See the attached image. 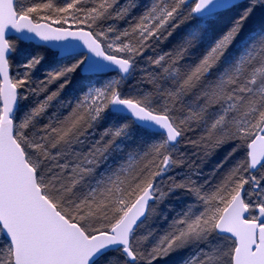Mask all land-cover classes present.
Segmentation results:
<instances>
[{
  "label": "snow or ice",
  "instance_id": "snow-or-ice-1",
  "mask_svg": "<svg viewBox=\"0 0 264 264\" xmlns=\"http://www.w3.org/2000/svg\"><path fill=\"white\" fill-rule=\"evenodd\" d=\"M9 30L87 52L31 87L46 57L10 78ZM262 169L264 0H0V264H264Z\"/></svg>",
  "mask_w": 264,
  "mask_h": 264
},
{
  "label": "trees",
  "instance_id": "trees-1",
  "mask_svg": "<svg viewBox=\"0 0 264 264\" xmlns=\"http://www.w3.org/2000/svg\"><path fill=\"white\" fill-rule=\"evenodd\" d=\"M34 2H40V0H15V5L17 8L19 7H26L31 3ZM124 0H121V3H123ZM147 0H141V3H146ZM139 9L137 10V13H139ZM110 23H114L120 30H123V28L128 26V22L127 21H112ZM111 39H114V35L113 34H109V41ZM174 40L170 43V42H164L163 44L159 45L157 47V52H162V51H167L169 50V48L172 46V44H174ZM17 47L19 52L17 54H14L11 57L10 60V78H12L13 80L15 79H20L23 78V74L25 69L23 67H21V63L22 61L25 59L24 55H22V53L24 52H31V53H40L43 54L46 57V60L44 62V64H42L41 66V70L37 71L34 75V80L36 81V83L32 84L31 87H36V84L39 83V79L42 78L43 76V70L44 69H49L52 68L54 66H56L57 63L59 62H68L66 60L67 56L70 55H66V56H62V57H58L56 55V53L54 51H52L51 49H49L46 46L43 45H39V44H34L32 42H24V41H18L17 42ZM149 55H153V53L151 52V50H149V52L145 53V56H149ZM149 69V65L147 63L146 59H141L138 60V64H137V69H136V73L134 75V77L127 82L125 85H123V91L125 92L126 95H136L138 92H147L151 89V85L147 84L146 82L141 83L142 81H146V72ZM106 77H101V82L106 81ZM80 80V75L74 74V80L73 83L76 84L78 83ZM50 90H56V88L58 87L57 84H52L49 86ZM21 94H24L26 89L25 88H21L18 90ZM69 90H66V92ZM41 94V97L42 98ZM37 99V97L29 94V99L26 101H23L24 104L31 106L33 101ZM135 143L131 144L130 147H134ZM227 147L225 149H222L217 156L214 158L213 162L210 163L205 169H204V178H210V174H211V170L215 165L216 161H219L223 158V156L225 155V153L227 152ZM240 157L237 156L236 159H239ZM233 161H229L228 163H226L224 165V171L227 170L228 167L231 166ZM260 171V170H258ZM258 171H255L254 174H256ZM223 172H221L219 175H222ZM219 175H217L215 177L216 180L219 179ZM158 180L160 178H157ZM166 180V177L164 178ZM203 180V178H202ZM149 225L155 226L157 227V229L159 230V226H160V222L159 221H155V220H150ZM144 229L141 230V232H143ZM194 251V250H193ZM187 255L186 253H180V254H174L173 256L168 258V264H178L179 260L184 256ZM155 264H161L160 261L155 262Z\"/></svg>",
  "mask_w": 264,
  "mask_h": 264
},
{
  "label": "water",
  "instance_id": "water-1",
  "mask_svg": "<svg viewBox=\"0 0 264 264\" xmlns=\"http://www.w3.org/2000/svg\"><path fill=\"white\" fill-rule=\"evenodd\" d=\"M15 2V0H14ZM75 30V29H73ZM25 36V37H28L27 39H23L21 41H24V42H32L34 44H39V45H43V46H46L48 47L49 49H51L52 51H55L56 52V55L58 57H62V56H66V55H71L72 53H64L62 52V49H64L67 45H74V46H78L76 49H75V52L79 53V52H87V49L83 47L82 45V42L79 41V40H75V39H72V38H69V40L67 41H49V42H44V41H41L38 37H35L33 34L31 33H27V32H24V33H16L15 30H9L8 32V36L9 37H17V36ZM9 74H10V68H9Z\"/></svg>",
  "mask_w": 264,
  "mask_h": 264
},
{
  "label": "rangeland",
  "instance_id": "rangeland-1",
  "mask_svg": "<svg viewBox=\"0 0 264 264\" xmlns=\"http://www.w3.org/2000/svg\"><path fill=\"white\" fill-rule=\"evenodd\" d=\"M255 175H257L258 177L264 175V169L258 171Z\"/></svg>",
  "mask_w": 264,
  "mask_h": 264
}]
</instances>
